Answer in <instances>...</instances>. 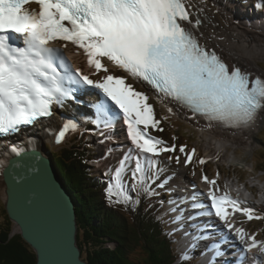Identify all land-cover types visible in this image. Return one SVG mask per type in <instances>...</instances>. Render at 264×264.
Segmentation results:
<instances>
[{
	"label": "snow or ice",
	"instance_id": "snow-or-ice-1",
	"mask_svg": "<svg viewBox=\"0 0 264 264\" xmlns=\"http://www.w3.org/2000/svg\"><path fill=\"white\" fill-rule=\"evenodd\" d=\"M33 3L38 7L31 8ZM194 7L191 0H0V135L16 133L21 126L51 116L54 103L62 104L72 97V89L65 87V82L82 81L99 89L123 113L128 136L137 149L159 154L160 142L138 127L143 124L146 128L150 123L154 127L158 123L153 120L148 97L125 85L122 77L106 75L93 80L78 68L79 80H73L62 51L69 42L83 49L88 65L97 72L108 71L101 62V58H107L134 78L147 82L165 97L208 120L209 127L213 122L231 128L253 126L264 111V77L252 78L250 72L239 66L229 67L221 56L202 43L204 21L190 11ZM12 34L22 38L23 47L15 44L17 37ZM57 41L65 43L60 48L50 46ZM61 68L65 69L63 74ZM96 107L104 117V126L112 127L115 114H109L104 101ZM75 127L72 121H67L64 131ZM64 131L57 137L58 142ZM180 151H185L184 146ZM195 151L193 148L187 155L186 163L191 162ZM144 171L137 160L133 176L139 173L140 183L144 181ZM119 177L117 169V182ZM203 179L216 184L207 176ZM208 196L210 208L204 210L195 202L191 208L199 210V216L214 214L229 230L233 225L227 221L230 215L227 206L232 207L233 213L242 212L249 220L259 218L254 217L253 208H241L240 202L227 193L218 197L209 191ZM124 199L127 201L128 197ZM235 233L241 241L245 239L243 229L235 228ZM250 239L245 251L259 247L264 253V244L258 245L254 237ZM214 247H217L216 255H223L218 246Z\"/></svg>",
	"mask_w": 264,
	"mask_h": 264
},
{
	"label": "trees",
	"instance_id": "trees-1",
	"mask_svg": "<svg viewBox=\"0 0 264 264\" xmlns=\"http://www.w3.org/2000/svg\"><path fill=\"white\" fill-rule=\"evenodd\" d=\"M73 143L53 157L76 206L77 245L82 260L88 264H197V259L176 263L177 237L168 225L163 232L162 220L153 210L155 205L147 203L146 208H140L129 198L125 201V196H132L131 185L123 198H116L108 183L103 184L101 178L91 177L88 172L91 168L87 161L93 151L76 139ZM259 158L262 166L258 171L264 173V153ZM107 197L113 201L110 205ZM259 223L264 230V219ZM12 229L0 200V264H35V253L19 234L11 237Z\"/></svg>",
	"mask_w": 264,
	"mask_h": 264
},
{
	"label": "bare ground",
	"instance_id": "bare-ground-1",
	"mask_svg": "<svg viewBox=\"0 0 264 264\" xmlns=\"http://www.w3.org/2000/svg\"><path fill=\"white\" fill-rule=\"evenodd\" d=\"M204 8L207 7V1L206 0H192ZM215 1V0H214ZM216 5L218 8H215L217 12L213 14V19L214 21L220 23L222 20V14L230 19V17L219 7L218 3L215 1ZM33 8H37V5L30 6ZM223 9L228 10L226 7V3L223 4ZM210 15V12H209ZM231 20V19H230ZM234 23L240 24L241 26H246L250 28H261L264 30V23L259 22V24H253L250 22H243L242 20L235 21ZM222 34V32H221ZM221 34L219 31V28L211 27V25H207L205 29L203 30V37H202V42L206 43V45H211L214 47L216 50H218L224 57L225 61L231 67V64H238L240 65L243 70H246L248 72H254L258 69V61L264 59V41H258L255 43H245L242 41H235L232 39L228 40H222L221 39ZM262 36V35H261ZM65 42L63 41H57L53 42L52 44H61L63 45ZM65 54L72 64L73 68L75 69H80L84 75H88L89 78L91 79L93 76L100 74L103 70L97 72L95 67H90L87 62V57L83 52V49L77 48L75 45H72L70 42L67 44V47L64 48ZM257 60V62H256ZM102 64L105 66V62H107V67L109 66L110 69H108L107 72L105 73L106 75H114L112 74V71H115L114 68H119L117 65H115L113 62L108 61L107 58H101ZM106 67V66H105ZM106 67V68H107ZM114 67V68H113ZM121 69L119 68L120 72ZM69 73L72 74V76L79 80V77L75 76L74 73L71 71L69 67ZM128 77V73H125ZM104 75V74H103ZM102 75V76H103ZM124 77V73H123ZM102 79V78H101ZM125 84L128 82V79H124ZM98 95V94H97ZM99 96V95H98ZM71 98V97H70ZM157 100L160 99L162 107L166 108L171 114H174L178 116V118L189 122L195 129L198 130L199 132V139H200V148L201 150L204 151L205 156L209 160H213L219 163H225V164H234V165H240L244 167H248L249 165L246 163L245 160H242L238 158L234 152H229L228 147L234 148V151L236 152L238 148H244L248 153L253 151V149L256 146L255 143V138L256 135L258 134L259 130L261 129L262 126H264V111L261 114V120H258L253 126L248 127L242 132H233L230 130H224L221 127H209V125L204 124V123H199L192 119L190 115H188L186 112L183 110L177 108L174 106L172 103L169 101H166L164 98L156 96L155 97ZM105 99V98H103ZM171 109V111H170ZM58 112V111H56ZM63 120V118H62ZM77 122V119H76ZM62 123V122H61ZM257 124V125H256ZM121 126L123 127V124L121 123ZM62 127V126H61ZM63 129V127H62ZM41 136L38 138L34 139V143L32 144L31 151L32 149L37 150L40 148L44 143L51 144L55 140V131L53 127H50L47 125V130L44 133H40ZM13 138H11V142ZM95 139H96V144H97V149L103 151L104 149V144L106 145H116L115 147H123L125 146L126 139L127 141L130 142V144L133 146V150L131 151L134 156V160H137V156H139L141 159H144V155L141 153L140 149H137L135 145H133L131 138L128 136V138H119L113 142H110V137L108 134H104L103 132H100L99 134H95ZM114 140V139H113ZM57 141V140H56ZM126 141V142H127ZM7 146L10 148L7 150V154L10 153V156L13 157L14 151H12V148H16L15 145L10 146L8 144V141L6 142ZM18 146V145H17ZM50 146V145H48ZM129 146V145H128ZM123 152V150H120ZM13 152V153H12ZM125 152V150H124ZM96 155V154H95ZM102 157L105 155L101 153ZM117 159V158H116ZM115 157H111L109 161L111 164L116 160ZM3 167H6L2 165ZM3 167L0 166V198H4V183L2 179V171ZM228 188L232 192H226L227 195L231 198L234 199V193L239 195L240 199L239 201H245L247 203H251V198L250 194H248L247 187L246 185L239 186L236 181H228ZM183 190H181V195H187L192 198L193 200V195H195L196 199L194 202L202 205L204 210H207V202L198 194V192H203L206 189V185L203 183H200L197 185V187H183ZM214 192V191H212ZM215 193V192H214ZM218 193L223 196L225 195L222 194L221 191H218ZM207 197L208 195L205 194ZM263 196V194L261 195ZM210 199V198H209ZM211 204V200H210ZM209 205V204H208ZM241 206V203H240ZM227 212L230 213V215L227 217L228 223H231L233 225L232 230H229L226 226V233L228 236L233 239L234 241H238L241 244L238 245L240 247V255L244 257V261L241 264H264V253L260 252L259 247L254 248L251 252L245 251L247 245L251 243V236L247 234V230L243 228L242 225L238 223L241 218H239L237 212H232V207L227 206ZM207 217V215H205ZM244 221L250 223L249 219H245ZM235 228H241L244 230L246 233L245 239L241 241L239 237L235 233ZM264 244V243H263ZM262 245V244H258Z\"/></svg>",
	"mask_w": 264,
	"mask_h": 264
},
{
	"label": "water",
	"instance_id": "water-1",
	"mask_svg": "<svg viewBox=\"0 0 264 264\" xmlns=\"http://www.w3.org/2000/svg\"><path fill=\"white\" fill-rule=\"evenodd\" d=\"M5 211L36 255L35 264H87L77 246V219L71 195L49 155L21 154L2 172Z\"/></svg>",
	"mask_w": 264,
	"mask_h": 264
},
{
	"label": "rangeland",
	"instance_id": "rangeland-1",
	"mask_svg": "<svg viewBox=\"0 0 264 264\" xmlns=\"http://www.w3.org/2000/svg\"><path fill=\"white\" fill-rule=\"evenodd\" d=\"M226 7H227V9H229L227 4H226ZM250 21H252V20H249V22ZM254 22L255 23H259V22L264 23V15H261L258 19H255ZM256 62H257V60H256ZM257 63L264 65V60L257 62ZM107 69H110V67H107ZM117 72H118V70L115 68V71H112V74H117ZM104 76H105V73H104V71H102L98 75L97 79L103 78ZM126 85H131L133 89L137 86V84L133 80H130V82ZM153 101L156 102L160 106V103L157 102L155 99ZM153 108H155V106H153ZM168 114H169L168 112H167V114H164L163 112H161V114L157 115V117H160L162 115L169 116ZM64 115L71 117L72 112H66V114H64ZM166 126L171 127V123L170 122H164V124L162 125V127L160 129L158 127H156L155 130L153 128H151V129L154 131L153 133L156 132L157 135H159V136L161 135V137L166 138V140H163V141H165L166 143L171 142L172 145H174V143H175L174 138L180 137L181 140L176 139L177 147L178 146L179 147L178 148L177 147H171L170 145L164 143L159 138H157L156 135L153 134L152 138H154L155 141L160 142L157 144V148L159 150L161 148H174V150L173 151H159L158 152L159 154L155 155V157H157L156 159L154 156H152L150 159L145 161V163L151 161L150 165L151 166L154 165V166H152L150 168L152 171V174L150 175V184L151 185L145 186L142 183L143 185H141V191H140L141 195L146 192L145 189H147L148 192L154 193L155 194L154 196H158V195L162 194L161 192L164 191V189H167L168 186H169V188H168L169 190H167V192L164 191L163 194H169L168 191L172 190V187L173 188H176V187L181 188V187H188V186L197 185L199 183H202V181L204 179H201V174L198 171H200L202 169L204 164H207L208 166L205 167V170H206L205 172H207L208 174H209V171L212 172L214 170L216 172L215 166H217L221 170L222 177L231 175V179H234V178L240 179L242 184L247 185L246 187H248L249 191L253 190L254 196L250 197V198H251V200H253V199H256L258 197L256 200L257 205H259V204L262 205L264 203V196H261L262 193L264 192V180H263L264 178L260 176V177H257V179H255V180L247 179L246 181H244V179H246L245 178L246 174L240 172V170L245 171V172H251V170H249V169H251V164H252V166H255V168H257L258 162L261 163V159L259 158V156H260L259 147L261 146V144L259 143V141H261L260 138L264 139V126L261 127V129L258 132L257 137L254 140L256 143V146L253 149V151L248 153L244 148L240 147L235 152L234 148L228 147L229 152H234L238 158L248 162V165H249L248 167H244V166H240V165H234V164L219 163V162L207 159L204 151L201 150V148H200L201 144H200V139H199V132L194 127L193 128L192 127L190 128L188 126L179 127V126L175 125V127H177L175 129V131L174 132L171 131V133H169L167 130L165 132H163V129ZM171 128L174 129L173 127H171ZM189 138L195 139V141L192 144L194 145L193 148H195L196 151L194 154H192V161L186 163L187 155L191 154L192 149H193V148L192 149L187 148L188 146L184 145L185 144L184 140L189 141ZM181 146H185L184 152L180 151ZM166 153H168L167 154L168 158H165ZM253 156H254V159L252 160ZM177 157L179 158V162H177ZM200 160H204L205 162L199 163ZM106 162L107 161H102L99 163V165L102 166V164L106 163ZM152 162H154V163H152ZM250 162H251V164H249ZM197 163H199L198 166H197ZM210 165H213L214 169ZM109 167L110 166H107L106 168H104V167L98 166V170L109 171ZM117 167H118V162H116L115 164H113L111 166V168H113L114 170H116ZM233 169H235V170H233ZM184 172H186L187 174L189 173V176L185 175ZM164 174H167V176L165 177V179H162V176ZM137 176L140 178V174H136V177ZM188 180H189V182H188ZM211 180H212V178H209V181H211ZM222 181L225 185L227 184L226 179H223ZM143 182L147 183V177L146 176H145ZM131 183L133 184V186H137L134 177H132ZM122 184H123V182L121 183L120 181L116 183L117 186H121ZM208 184H210V183H208ZM161 185H163V186L161 187ZM210 185H212V184H210ZM218 185L220 186V188H222L221 183ZM215 186H217V184H215ZM135 194L138 195V192H136ZM234 195L237 196L238 199H240L239 195H237L235 193H234ZM173 197H176V195H173ZM173 197H171V198H173ZM0 200H1V198H0ZM170 208H171V206H168V212L170 211ZM238 223H239V221H238ZM255 224H259V223H255ZM255 224L251 225V228H255ZM259 237L261 240H264V231L260 232Z\"/></svg>",
	"mask_w": 264,
	"mask_h": 264
}]
</instances>
